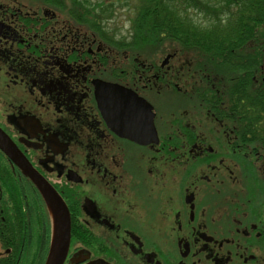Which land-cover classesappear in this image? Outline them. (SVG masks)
<instances>
[{
  "label": "flooded vegetation",
  "instance_id": "1",
  "mask_svg": "<svg viewBox=\"0 0 264 264\" xmlns=\"http://www.w3.org/2000/svg\"><path fill=\"white\" fill-rule=\"evenodd\" d=\"M52 2L0 0V128L59 194L70 230L0 148V264H46L68 236L63 264H264V74L206 84L182 47L145 64ZM113 84L141 115L106 104ZM242 175L255 183L239 201Z\"/></svg>",
  "mask_w": 264,
  "mask_h": 264
},
{
  "label": "trees",
  "instance_id": "2",
  "mask_svg": "<svg viewBox=\"0 0 264 264\" xmlns=\"http://www.w3.org/2000/svg\"><path fill=\"white\" fill-rule=\"evenodd\" d=\"M52 1L68 17H77L90 29L108 33L106 23L116 13V6L126 7L124 1L129 0H72L73 6L69 3L68 7L63 1ZM130 1L134 41L149 40L162 46L168 41L170 49L182 47L186 57L190 53L194 56L193 70L211 65L219 78H235L237 74L244 80L251 78L264 60V0ZM117 47L123 48L124 42H117ZM260 122V131L264 132V114ZM260 137L264 139L263 133Z\"/></svg>",
  "mask_w": 264,
  "mask_h": 264
},
{
  "label": "rangeland",
  "instance_id": "3",
  "mask_svg": "<svg viewBox=\"0 0 264 264\" xmlns=\"http://www.w3.org/2000/svg\"><path fill=\"white\" fill-rule=\"evenodd\" d=\"M61 1L67 3V7L69 6V3L73 6L72 0H59V2ZM77 1L79 2L83 0H77ZM108 1H111V0H108ZM132 3L133 2L129 0V1H124V5L126 7H121L119 5L116 6V13L112 16V18L110 19V21L108 22L106 26L109 27L110 31L114 32V36L116 38L115 40H117V42H124V47L122 48L121 52H124V50L130 51L133 57L139 56L141 61L145 64H148L150 62L160 61L161 58L169 52V50L173 51V49H170V43L168 41H166L163 44V46L161 45V43H158V44L151 43L149 42V40L148 41L141 40L138 43L134 41L133 35L135 32L131 28V19H130L132 18V13L130 9V6ZM75 4H77V2H75ZM63 11L61 10L60 13L63 14L64 17L67 16V13ZM168 56L169 54H167L166 57ZM256 73L260 75L264 74V60H261L260 63H258V65L256 66ZM197 74L205 75L206 77H208V79H206L208 81L206 84H209V82L211 83L212 79L215 76L218 77V75H216V69L213 68L211 65L208 66L206 69H203L202 71L197 72ZM192 81L193 79L189 77L188 83H187L188 84L187 87L189 88V91H190V87H192L190 86ZM198 83L199 82L195 81L194 84H198ZM221 86H223V84ZM177 99L178 97L173 91L167 92L166 97H163V100L165 101L168 100L172 102L173 110L177 109V103H176ZM185 104L187 106L186 101H185ZM263 130H264V124H263ZM239 180H240L239 186L244 191V195H242L238 199L239 201H241L242 197L245 196L247 187L253 186L255 182L253 179L247 178L243 175L240 177ZM232 200L233 198H231L230 196H222L219 199V201L222 203L221 209L223 210L224 213L227 214V212L232 210Z\"/></svg>",
  "mask_w": 264,
  "mask_h": 264
},
{
  "label": "water",
  "instance_id": "4",
  "mask_svg": "<svg viewBox=\"0 0 264 264\" xmlns=\"http://www.w3.org/2000/svg\"><path fill=\"white\" fill-rule=\"evenodd\" d=\"M169 59V57H167L165 59L164 62H167ZM113 89V93L110 94V92L108 93V97L107 99L105 98V102L106 104L111 103L114 99L118 100L119 98L126 100L129 103V115L131 117H134L135 115L142 114L141 109L139 108V99L136 96V93L133 92L130 89L125 88L122 85L119 84H113L112 86ZM113 94H117L115 95V97L113 98L111 95ZM147 103V102H146ZM148 105V104H147ZM108 111H110V109L107 107L106 108ZM147 113H148V120H149V135H150V140H155L157 141V132L155 130V126L153 123V114H151L148 109H147ZM105 117V115H104ZM106 119V117H105ZM107 119L109 120V116L107 115ZM106 119V120H107ZM0 148L6 153L8 154L17 164H19L21 166V168L32 177V179H34L36 181V183L38 184V187L40 188V190L47 196L50 198V202L52 204V206L55 208L56 214L59 217V225L61 227V231L64 228V223H67V232H69L70 227L68 226L69 223V210L67 209L66 205L64 204V202L62 201V199L60 198L59 194L56 192V190L48 183L46 182V180L40 176V174L30 165V163L28 162V160L26 159V157L24 156V154L20 151V149L17 147V145L13 142V140L0 128ZM59 197V200H57V198H55V196ZM63 206L64 212L62 210ZM65 213V216H64ZM59 215H62V218H60ZM68 242H69V236H68V241L64 244L62 249H59L58 246L56 245L54 247V252L51 253V256L48 257V260L46 262V264H63L64 259H65V254H66V250L68 247ZM58 249V250H57Z\"/></svg>",
  "mask_w": 264,
  "mask_h": 264
},
{
  "label": "bare ground",
  "instance_id": "5",
  "mask_svg": "<svg viewBox=\"0 0 264 264\" xmlns=\"http://www.w3.org/2000/svg\"><path fill=\"white\" fill-rule=\"evenodd\" d=\"M51 216H52V222H53V242H54V240H55V237H56V225H55V219H54V213H53V211H52V208H51ZM54 244V243H53ZM53 250V251H52ZM52 252H54V249L52 248ZM52 252H50V256H51V253Z\"/></svg>",
  "mask_w": 264,
  "mask_h": 264
}]
</instances>
